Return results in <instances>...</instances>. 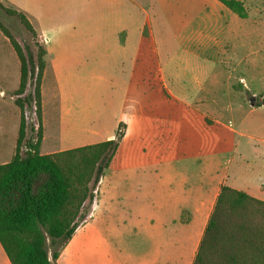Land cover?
I'll list each match as a JSON object with an SVG mask.
<instances>
[{"label":"rangeland","instance_id":"rangeland-1","mask_svg":"<svg viewBox=\"0 0 264 264\" xmlns=\"http://www.w3.org/2000/svg\"><path fill=\"white\" fill-rule=\"evenodd\" d=\"M14 1L16 6L19 2L28 8L34 28L44 36L46 44L51 40L53 48L58 36L56 23L50 20V15L55 13L48 7L35 6L34 0ZM243 1L247 19L234 13L231 16L219 13L218 26H224L226 32L225 36L212 33L218 38L225 37L223 53L218 60L210 42L200 43L205 45L198 47L200 44L194 41L182 47L176 39L180 33L192 37L199 28L208 29L210 10L207 4L202 0L200 6L171 12L175 26L160 36L164 39L161 40L163 62L170 61L164 75H157L160 70L154 47L150 41H139L136 28L130 30L127 50L120 47L127 43V36H114L104 29L103 40L98 42L101 30L88 28L81 48L86 52L89 71L63 76L67 80L59 86L60 98L70 118L88 116L89 123L79 124L82 129L98 125L102 128L101 139H106L116 134L119 124H124L125 136L115 163L105 174L100 194L97 188L92 190V202L86 201L83 205L85 215L72 240L63 245L47 239L51 260L52 253L60 252L58 262L52 261L54 264H117V249L130 247L132 228L144 216L140 212L147 194L161 192L162 179L154 168L157 165L166 166L167 172L181 174L180 180L187 188L199 183L213 185L225 170L230 177L235 175L245 183H258L263 178L264 107L257 105L264 96V0ZM4 6L13 5L6 3ZM178 14L184 20L179 22ZM155 17L160 23L162 19ZM0 22L21 46L28 45L36 53L35 40L17 17L8 16L0 9ZM37 41L44 46L39 35ZM99 44L100 48L104 47V69L100 71L93 57ZM136 48L147 57L153 56L155 65L151 70H135L133 51ZM44 59L50 70L54 55ZM50 72L44 78L49 95L45 97L43 109V153L79 144L70 137L71 133L80 132V128L73 129L72 119L62 122L61 128L56 121L55 100L50 94L54 91V81ZM241 78L248 89L239 83ZM19 81L17 55L0 31V164L10 160L19 133L21 113L15 104ZM164 89L173 93L177 100L167 99ZM31 92L33 88L29 85L24 96ZM252 101L255 106H251ZM211 115L219 122L216 129L209 127L214 123ZM25 120L29 124L30 137V126L39 128L35 108L26 109ZM62 128L69 144L61 143ZM96 199L99 203L97 213L84 224ZM87 243L92 244L94 250L89 246L91 250L87 252ZM0 264H10L1 245Z\"/></svg>","mask_w":264,"mask_h":264},{"label":"trees","instance_id":"trees-1","mask_svg":"<svg viewBox=\"0 0 264 264\" xmlns=\"http://www.w3.org/2000/svg\"><path fill=\"white\" fill-rule=\"evenodd\" d=\"M218 1L241 19L248 18L243 0ZM0 9L17 17L37 46L36 53L21 46L0 22L20 62L15 104L21 113L15 155L0 165V245L10 264H54L60 252L52 253L51 260L47 239L63 245L72 239L85 215L83 205L92 202V190L119 150L125 125L119 124L114 139L42 155L41 84L47 51L25 14L1 2ZM29 85L33 92L24 96ZM261 105L264 98L257 106ZM28 108H35L39 124L37 130L30 126V137ZM193 264H264V202L222 186Z\"/></svg>","mask_w":264,"mask_h":264},{"label":"crops","instance_id":"crops-1","mask_svg":"<svg viewBox=\"0 0 264 264\" xmlns=\"http://www.w3.org/2000/svg\"><path fill=\"white\" fill-rule=\"evenodd\" d=\"M201 1L202 0H93L92 2H89L88 0H34L33 3L35 6L37 5L43 9H47L46 7H48L55 13L50 15V20H52L53 23H56V25L54 24L56 27L55 34L56 37L58 36L55 41V46L52 48L51 40L46 44L44 36L34 28L44 41V47L47 51L46 56L54 55L55 58L53 67H51L50 70L46 63L41 84L42 142L45 140L44 101L46 95H49L46 93L44 87V78L49 71H51L50 73L54 81V91L52 92L51 90L50 94L52 100H55V112H57L58 117L56 121L58 120L57 122L61 124V128L66 120L71 121L72 119V122L75 123L73 129L80 128L78 130L80 132L74 134L71 133L70 135L71 138H74L79 142L78 145L44 153L41 151L40 146V153L42 155L56 154L62 151L97 144L115 138V135H110L106 139H101L102 128L98 125L91 129H82L79 124L80 122L89 123L90 120L88 116L84 115L82 119H79L73 115L70 118L66 113L64 103L60 98L59 86L65 79L63 76H71L80 72L89 71L87 70L90 66L86 61V52L81 48V44L86 37L85 34L89 27H97L98 31L101 30V38H98V42L103 40L102 36L104 35V31L102 30L104 29H108V32L110 30L114 36L119 34L124 37L127 36L125 38V43H127L123 46L120 45L122 50L129 49L130 30L131 28H136L139 34V41H150L151 46L154 47L157 67L160 70V73L157 75H164L165 69L169 67L170 61L166 63L163 62V44H161V40L164 39L160 36H162L167 29L175 26L174 16L171 12L184 11L189 6L193 8L198 5L200 6ZM203 1L207 4V7L210 10V14H208L207 17V20L210 21L208 27L209 30L199 28L192 37H188L184 33L179 32L180 34L176 39L181 43L182 47L186 46V44H191L194 41L197 45L208 41L211 43L210 48L212 47L215 49L216 60H218V57L223 53L222 49L224 47L225 37L218 38V36L215 35L225 36L226 28L224 26L219 27V20L217 19L220 17L219 13L231 16V13L233 12L218 0ZM0 2L3 5L6 3L13 5L8 8L25 14L33 26V22L28 16L27 7L19 2L16 6L14 0H0ZM139 12V15H141L140 17L138 15ZM155 16L162 19L160 23L159 20H155ZM177 19L179 22L184 20L179 14ZM212 33L215 35H212ZM202 45L205 44H200L198 47H202ZM103 51V45L100 48L99 44L98 52L93 56L97 59L96 64L98 71H100V68L102 70L104 69ZM133 52V64L135 70L144 68L151 70L152 67H154L155 63L152 55L151 58L147 57L137 48ZM93 72L95 73V71ZM65 80H67V78ZM75 80L77 81L78 79L76 78ZM239 83L242 87L248 89L243 78L240 79ZM1 85L0 82V86ZM163 94L169 100H177V97L173 93L167 92L165 89L163 90ZM263 98L264 96H261L260 102ZM261 107H264V105H261L260 108ZM212 119L214 123L209 127L216 129L219 122L214 117ZM204 121L207 123V117H204ZM59 137L62 139L61 143H70L64 135L63 128L61 129ZM17 139L18 136L16 138L14 151L10 155V160L5 161L3 164L10 162L14 157ZM90 139L98 141H93L92 143H84L85 141H83V143H80L82 142L81 140L88 141ZM120 149L121 143L114 159L117 157ZM113 161L105 171L97 186L99 194L102 185L104 184L106 172L115 163ZM160 167L157 165L154 168L156 169V172H158V177L162 179L161 192L156 195L152 193L147 194L146 204L142 206V211L140 212V214H144V216L142 219L139 218V221L135 223L132 228L130 247L125 246L122 248L119 246L117 249L119 253V262L117 264H193L209 217L215 206L220 189L224 185L237 191L245 192L264 202V176L258 181V183H245L244 181H239L235 175L230 177L228 171L225 170L219 175V178H216L217 181L214 180L215 182L213 185H211V183L207 185L199 183L198 186H190L187 188L185 182L180 180L182 177L181 174L167 172L166 166ZM218 172L219 171L217 170L216 174ZM98 204V199H96L91 211L88 213V219L84 224H86L91 217L97 213ZM85 245H87V249L85 248ZM85 245L83 246V250L86 249L87 252H90L89 250L91 249L89 246L94 250L92 244L87 243Z\"/></svg>","mask_w":264,"mask_h":264},{"label":"built area","instance_id":"built-area-1","mask_svg":"<svg viewBox=\"0 0 264 264\" xmlns=\"http://www.w3.org/2000/svg\"><path fill=\"white\" fill-rule=\"evenodd\" d=\"M34 127H35V126H34ZM37 129H38V128H36V127H35V130H37ZM35 142H36V139L34 140V143H35ZM22 150H23V152H27V151H28V148H26V147H23V149H22ZM95 193H96V192H95ZM95 201H96V200H95Z\"/></svg>","mask_w":264,"mask_h":264},{"label":"water","instance_id":"water-1","mask_svg":"<svg viewBox=\"0 0 264 264\" xmlns=\"http://www.w3.org/2000/svg\"><path fill=\"white\" fill-rule=\"evenodd\" d=\"M251 106H255V103H254V101H252V102H251Z\"/></svg>","mask_w":264,"mask_h":264}]
</instances>
